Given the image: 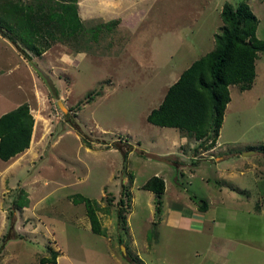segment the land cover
Instances as JSON below:
<instances>
[{"label": "rangeland", "instance_id": "374dc122", "mask_svg": "<svg viewBox=\"0 0 264 264\" xmlns=\"http://www.w3.org/2000/svg\"><path fill=\"white\" fill-rule=\"evenodd\" d=\"M241 1L256 17L257 35L262 37L264 0H113L108 12L102 6H97V0H78L77 9L80 8L79 13L86 26L94 27L96 22L111 21L121 22V25L117 24L109 32L101 26L96 32L97 40L87 35L84 50L74 52L66 45L54 43L38 57L30 56L29 61L22 59L0 38V91L3 96L7 93L11 95L7 107L19 97L25 101L34 127L31 147L23 153L24 164L19 167L18 178H6L10 184H5L3 193L7 195L5 199L8 197L3 205L9 239H22L24 242V255L20 256V260L24 261L28 254L36 250L42 253L45 232L48 236L47 231L50 230L49 234L54 236L50 245L54 246L55 242L61 251L73 253L81 261L112 264L106 257L107 251L111 250L123 263L131 264L128 260L130 253L127 251L126 257L122 247L118 246L117 254L112 247H115L113 240L109 248L101 238H93L95 246L92 245L91 235L82 230V223L77 217L81 215L71 214L73 210L68 206L70 200L67 197L73 199L74 195L79 194L97 201L104 192L102 205L106 207L105 200H109L107 209L115 219L117 201L124 195V203L118 209H122L126 218L132 175L141 185L147 176L155 173L160 167L157 160L161 161L156 156L162 155L160 146L165 145L160 140L159 129L155 130L145 122V114L160 103L165 89L176 79V73H173L175 69L181 71L185 64L208 52L210 39L205 36L198 38L197 32L206 30L211 36L219 33L221 21L218 14L223 3L235 7ZM89 8L91 10L86 15L83 10ZM122 16L127 18L123 19ZM127 25H135L133 35ZM188 26L192 27L193 33L186 32ZM140 32L141 41L136 43ZM126 39L132 43L127 47L128 41L124 45ZM198 42L202 43L199 48ZM149 49L153 50L155 58L148 53ZM169 66L171 73L165 77ZM262 101L260 99L258 103ZM236 102L232 92V108L225 113L220 131L222 147L211 153L212 157L222 156L225 159L229 153H233V148L244 150L245 146L260 140L258 129L248 136V128L264 117V105L259 108L255 100L248 99L240 104ZM79 131L90 148L81 145L82 140L77 134ZM233 138H238L237 143L230 142ZM134 139L140 142L137 144ZM151 140L156 142L155 145ZM112 143L123 150L126 145L130 146V157L123 159ZM192 148L185 146L184 151L189 159L190 156L197 159L195 165L201 162L199 154L203 151ZM258 155L256 159L244 156V160L255 164L253 176L248 172L245 176L237 174L236 179L237 186L248 191L249 200L239 194L236 196L247 201L246 207L249 209L245 207L243 210L230 202L226 203L227 209L224 213L220 211L218 224L214 225L215 228L207 224L208 229L204 227L205 235L202 237H193L185 232L167 240V235L162 234L159 243L169 246L170 251L164 255L168 261L195 264V261L198 263L204 259V264H211L210 257L205 256L211 240L206 234L210 232L213 237L211 250L222 254L217 262L212 260L214 264H264V214L258 207L264 210V195L261 194L258 199V187L252 183V177H264V157L260 153ZM206 156L209 154L204 153L203 158ZM163 158L167 166L169 163L177 166ZM148 160L152 162L148 163ZM207 176L211 181L216 179L209 170ZM187 178L184 176L179 181L184 184L189 182L190 185L186 186L189 191L206 193L197 178L189 181ZM19 198L22 203L28 200V204L20 209L14 204ZM134 214L129 219L130 229L139 240L147 215L140 210H134ZM104 222L109 226L106 218ZM115 223L114 234H119L123 245L128 247V236L117 229L118 233ZM14 228L19 229L17 233H14ZM39 228L41 233H36ZM154 230H157L154 226L148 230L150 242L157 240ZM216 243L221 245L219 252L215 250ZM12 250L13 247H8L9 252ZM228 250H232L231 255ZM194 252H198L196 257L193 256ZM125 258H128V262L124 261Z\"/></svg>", "mask_w": 264, "mask_h": 264}, {"label": "trees", "instance_id": "16d2710c", "mask_svg": "<svg viewBox=\"0 0 264 264\" xmlns=\"http://www.w3.org/2000/svg\"><path fill=\"white\" fill-rule=\"evenodd\" d=\"M218 16L221 26L219 33L213 36L212 50L183 70L167 87L157 107L151 109L145 117V121L152 126L173 128L182 136L199 141L196 148L202 151L210 149L218 136L224 109L229 102L228 87L235 86L239 91L248 90L254 79L257 54L264 53V41L255 37L257 19L244 1L235 7L223 3ZM94 24L97 25L89 27L81 21L77 0H0V37L25 61H29L30 56L38 57L54 43L66 45L74 52L84 50L87 35L97 40L96 32L101 26L109 32L118 22ZM32 127L33 119L26 103L0 116V161L5 162L28 148ZM77 134L82 140L81 145L90 148L84 135L80 131ZM112 147L119 150L123 159L132 150L128 145L124 150L114 143ZM246 150L260 153L264 157L263 144ZM163 160L175 163L169 158ZM141 189L154 195V211L158 213L163 191L162 180L152 176ZM122 197L117 201L115 217L119 231L126 235L125 216L122 209H118L124 203ZM67 199L73 204H82L92 234L105 236L97 214L109 213V200H105L106 207H99L95 200L79 194L74 195L73 199ZM14 204L20 209L27 201L22 203L19 198ZM204 207L200 201L198 209ZM7 239L8 233L2 241ZM116 240L127 252L121 236L118 235ZM130 256L128 260L131 264H142L135 256Z\"/></svg>", "mask_w": 264, "mask_h": 264}, {"label": "crops", "instance_id": "0c3cea01", "mask_svg": "<svg viewBox=\"0 0 264 264\" xmlns=\"http://www.w3.org/2000/svg\"><path fill=\"white\" fill-rule=\"evenodd\" d=\"M112 1L113 0H97V6L98 7L102 6L104 10L108 12V11H111V6L113 5V3H111ZM90 10L91 9L89 8L88 10H83V11L87 15ZM77 11H78V15L81 21H84L81 18V15L79 13L80 8L77 9ZM83 18H86V17L84 16ZM122 18L125 19L127 17L122 16ZM118 25L120 26L121 22L118 23ZM135 25L133 26L127 25L130 28V32L133 30L134 31L136 30ZM257 25H258V22H257ZM257 25L255 29V37L258 40L264 41V33L262 37H258L257 35ZM167 30L169 32V29ZM134 31L133 33L131 32V35L134 34ZM192 31H193L192 27L188 26L186 29V32L193 33ZM188 33H186V36L188 35ZM141 36L142 35L140 32V34H138L136 37V43L138 41H141V38H142ZM197 36L198 38L205 36L206 38L210 39V45L207 48V51L208 52L211 51L213 48V44H214L213 42L214 34L213 36H211V34H209V32H207L206 30L205 31L201 30L200 32H197ZM167 38L169 39L170 37H167ZM126 42L127 44L125 45ZM130 43L131 41L126 39L124 42L125 47L129 46ZM201 45L202 43L198 42L197 44L198 48ZM148 53H152V57L155 58V54L152 49H149ZM130 56L132 55L130 54ZM191 63L192 62L190 63L188 62V64H185V66L183 67V69H181V71L178 69L176 71V69L174 68L175 70L173 73H176V79L178 78L179 74L183 70H185ZM131 65L133 66L132 63ZM158 65L160 67V64ZM169 73H171L170 66H169V70H166L164 76L166 77V75ZM176 79H174V81ZM171 84H169V86ZM18 90L20 89L18 88ZM228 92H229V102L227 103L224 109L222 123L218 130V136L215 139L216 141L215 146L200 153L199 155L200 157H202L200 159L202 160L201 162H196L195 165H194V162L197 159H194L193 156H190V159H189V157L186 156L187 152L184 151V147L185 146H188V148H192L193 146L196 147L199 141L197 140L195 141L193 139H189V138H186L185 136H182L176 129L161 128V127H156V126H152L149 124V126H151L152 128H156L155 130L159 129L157 131H159L160 133L159 134L160 140L163 143H165V145H163L162 147L160 146V150L158 149L159 152H163L162 155L156 156V158L161 159V161L157 160L160 167L158 170H156L155 173L152 172L151 175L147 176L145 181L141 185L137 184L136 178L132 175V182L129 185V190H128L130 194L129 204H128L129 208H128V213L126 214V218H125L126 219L125 220L126 235L128 236L126 237L129 241L128 242L129 249L126 246L127 251L130 253V255H134L142 264H174L168 261L164 257V255L170 251V248L167 244H165L164 246L160 245L159 240L161 239L162 234L167 235V240H170V237L176 238L180 233H185V232L187 234L193 235V237L195 236L202 237L205 235L204 227L206 228V230L208 229L206 227L207 224L213 228H215L214 227L215 224H218L217 219H218L220 211L224 213L225 210L227 209V207L225 206L226 203L230 202L236 207L238 208L240 207L243 210H245L244 208L246 207V203L249 200V194L246 189H241L240 187L237 186V183H236L237 174L239 176H245V174L249 172L253 176V170L255 168V164L251 163V161L249 160H244V156H241V152L243 153L244 151H248L246 150V147L247 148L253 147L257 144L264 145V117L256 121L253 124L252 128L251 126L248 128L249 129L248 136H251V134L255 131L254 129H258L257 131H259L257 134L259 135L260 140H256L255 144H249L248 146H245L244 150H237V148L235 147L233 148L234 150L233 153H229L226 156L227 158L225 159L222 156L212 157L210 154L215 153L219 147H222V144L219 142V139L221 137L220 131L223 127V123L225 120V113L228 112L229 108H232L231 107L232 92L237 100L236 104L242 103L245 99H248L249 101L255 100L256 101L255 103H258L260 99H262L263 101L258 103L257 105L259 106V108L264 105V53L257 54V57L255 59L254 79L252 81L251 87L248 90L239 91L238 88H236L235 86H230L228 87ZM9 95L10 93H7L3 96V92L0 91V116L9 112L10 110H13L17 106L25 102L19 97V98H16V100H14L15 101L14 104L7 107L6 105H8L7 100L9 98ZM157 105L153 108H156ZM148 113L145 114L144 118L147 116ZM162 131L164 133H161ZM33 132H34V127H32L31 133ZM31 138L32 136H30V139ZM190 140H192L193 142H196V144L193 145V143H191L192 141ZM188 141H190V143ZM237 141H238V138H233L232 140H230V142L233 144L237 143ZM131 142H133L132 139H131ZM135 142L138 144L140 141L135 140ZM151 142L154 145L156 143L154 140H151ZM30 147H31V140H30V145L28 146V149L24 151L29 150ZM195 147H193L192 149H194ZM24 151L10 158L9 160L5 162L0 161V180H1L0 201H2V209H0V264H20V262L21 263L28 262V264H90L89 262L81 261L79 257L75 256V254L73 253L69 254V253H65L64 251H61V249L56 247L55 242H54V246L50 245V241L51 240L54 241L53 234L51 235L49 234L50 230L47 231L48 236L46 235V232L44 235V240H43L44 245L42 247L44 248L45 251L42 249L43 250V252L41 251L42 253H37L40 250H36L32 254H28L27 257L24 256L25 257L24 261H27V262L20 260V256L24 255L23 252L25 250L22 245L24 243L22 242V239H19V240L7 239V240L2 241L3 236H5L7 232L9 231V230L7 231L6 217L4 216L5 206L3 205L5 201H8V197L7 199H5V196L7 195L3 194L5 192V188H4L5 184L9 183L6 180V178H9L12 176L13 178H15V176H17L18 178V174L20 172L19 167L22 164H24L23 162L24 161L23 156H25L23 154L25 153ZM204 153L209 154V156H206L203 158ZM129 154L126 157H128ZM249 156H251L249 158L254 157L256 159L258 158L259 155L257 152H253ZM168 157H171V159H173V161L175 162V165L177 166H174V164H170V163L167 166V163L162 161V158L166 159ZM188 160H191V161L189 162ZM150 162L152 161L148 160V163ZM208 164L210 165V167ZM207 170H209V172L214 173V175L216 176L215 180L211 181V179L207 176ZM152 176L161 178L163 182V191L160 197L161 207L158 213H155L154 211V201H155L154 195L147 190L141 189V186L146 182V180ZM184 176L188 177L186 179L188 181L193 178H197L201 182L203 191L206 193L198 194V192L196 191L195 192L189 191L186 188V186H189L190 183L186 182L184 184L179 181V178L182 179ZM122 180L121 182L123 183L124 181ZM263 182H264V177H260V176L252 177L253 186L257 185L258 187L257 193L259 196L256 195L258 199H260L261 196L264 195V183ZM42 185H45V184H42ZM103 194L104 192H102V194L99 196L97 201L95 200L99 204V207H103L102 205V202H103L102 197L104 196ZM238 194L243 196L242 198L246 199L247 201L239 199L236 196ZM26 201L28 204L27 199ZM199 201H202L205 205V207L201 210L198 209V205L196 204ZM68 206L73 210L72 211L73 213L71 214H73L74 216L76 213L77 215H81L77 217H79V222L82 223V228H83L82 230L86 234L91 235V238H92L91 243L93 246H95L93 242L94 241L93 238H101L102 240H104L106 248H109L110 246L109 243L112 242V240L115 241L114 243L115 247L114 246L112 247L115 248L116 253L118 251L117 250L118 246H121L123 248L122 244L119 245L117 243L116 239L119 234H117V236L116 234H114V226H113V224L116 222V217L114 219L111 213L104 215L102 214V212H99L97 214L100 225H101L100 228L105 230V236H98V235H94L91 233L88 220L86 219L84 215L82 204H73L70 202ZM258 207H259V210L262 211V213L264 214V210L259 205ZM75 208L76 209L80 208L78 209L80 211L74 210ZM247 209H246V212L248 213L249 211ZM134 210H140L146 213L147 215V218L143 222L144 226L143 228H141L142 231H141V237L139 240L136 238L134 232L130 229L131 224L129 222V219L131 216H135ZM14 214H17V212H15ZM104 218H106L109 221L108 223L109 226L105 224ZM116 225L117 224L115 223V227ZM152 226H154V228L157 229L156 231L154 230V233H153L154 238L157 240L150 242V240L148 239V236H149L148 230H150ZM117 229L118 227H116V231L118 232L119 229L118 230ZM18 230L19 229L14 228V233H17ZM36 233H41V228L36 230ZM206 237L211 238V240L208 243V248L206 250L205 256H209L211 264H214L212 260L217 262V260L220 259V256L222 254L216 253L214 250H211L210 245L213 240L212 234L208 232V234H206ZM10 246L13 247V250L11 252L8 251V247ZM221 249L222 248H221L220 243H216L215 250L219 252ZM122 250L125 252L124 248ZM227 252L229 253V255L232 254V250L231 251L228 250ZM197 253L198 252H194L193 256L196 257ZM124 255L126 256V252ZM106 257L110 260L112 264H128L125 262L123 263V260L120 259V257H118L111 250L107 251ZM127 259L125 258L124 261H127ZM195 264H204V259H200L198 263H196L195 261Z\"/></svg>", "mask_w": 264, "mask_h": 264}, {"label": "water", "instance_id": "95a60500", "mask_svg": "<svg viewBox=\"0 0 264 264\" xmlns=\"http://www.w3.org/2000/svg\"><path fill=\"white\" fill-rule=\"evenodd\" d=\"M60 108H62V107H60ZM62 110H63V108H62ZM253 152H251V151H249V152H245V153H243V156H246V155H250V154H252ZM123 249V248H122Z\"/></svg>", "mask_w": 264, "mask_h": 264}, {"label": "clouds", "instance_id": "9594fccd", "mask_svg": "<svg viewBox=\"0 0 264 264\" xmlns=\"http://www.w3.org/2000/svg\"><path fill=\"white\" fill-rule=\"evenodd\" d=\"M215 143H216V141L214 142V145L212 146V147H214L215 146ZM245 152H249V151H245ZM251 152H254V151H251ZM200 202V201H199Z\"/></svg>", "mask_w": 264, "mask_h": 264}, {"label": "bare ground", "instance_id": "6f19581e", "mask_svg": "<svg viewBox=\"0 0 264 264\" xmlns=\"http://www.w3.org/2000/svg\"><path fill=\"white\" fill-rule=\"evenodd\" d=\"M62 107V106H61Z\"/></svg>", "mask_w": 264, "mask_h": 264}]
</instances>
